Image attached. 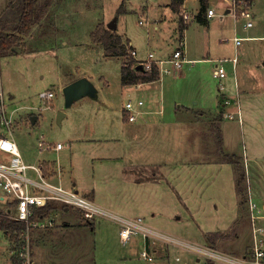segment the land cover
Wrapping results in <instances>:
<instances>
[{"label": "rangeland", "instance_id": "374dc122", "mask_svg": "<svg viewBox=\"0 0 264 264\" xmlns=\"http://www.w3.org/2000/svg\"><path fill=\"white\" fill-rule=\"evenodd\" d=\"M2 1L0 0V15L7 7V4L5 7L2 5ZM218 1L209 0L214 9H217L214 10L216 18L209 27L192 22L184 32L186 52L192 63L183 65V75L178 79H174L172 75L166 76L167 82L163 89L159 88V84L152 88L145 86L135 89L133 86L123 88L120 83V66L126 59L104 58L101 50L90 45L88 35L97 23L96 27L102 25L106 28L115 19L117 33L131 42L141 59L147 57L148 50L164 57L162 54L176 49L183 33L180 36L178 30L177 34L173 19H169L172 16L170 10H150L151 6L154 10L155 6L159 9V4L163 2L51 0L40 23L31 27L29 35L27 33L20 37L19 43L14 47L16 52L0 56L3 112L9 113L12 107H30L31 109L19 114L40 113V119L37 125L32 126L28 115L20 117L21 120L16 117V121L9 124L8 129L0 123V130L14 132L13 136L9 134L8 137L19 148L26 164L39 165L40 162L42 171L54 176L60 170L54 163L57 160L63 168L66 184L71 187V183L77 182L80 193L83 192L90 198L89 193L94 192L95 204L108 214L130 219L140 217L147 227L168 238L200 246H204L205 241L209 244L206 238L211 232L221 230L217 233L228 235V238L215 240L214 247L222 251L231 250L233 256L239 257L242 252L245 254L244 246L247 244V241L244 243V238L240 237L238 241L236 239L242 223L247 224L248 188H251L255 199L258 192L264 191V181L260 179L264 178V70L262 78L261 73L255 74L250 70L245 75L240 73V66H237L234 73L232 64L228 61L235 57H238L239 64L245 61L246 57L241 55V51L246 50L251 54L256 53L254 58L258 59V49L264 48L263 38L253 42L242 41L240 46L235 45L234 39L253 33L264 37V31L253 28L243 33L239 28L235 36V17L233 13L222 15L220 12L223 5ZM189 9L194 11V8ZM256 9L259 10V6ZM141 13L149 20L147 29L138 23V15ZM158 13L162 17L159 29L154 31L153 17L158 18ZM220 16L224 19L220 20ZM74 21H78L77 26L73 35V26L68 27L67 34L71 35L68 43L76 44L78 48L71 50L63 47L61 39L56 38L57 35L53 38V34L59 28L58 23L62 24L61 28L67 26L66 22L75 24ZM242 22L244 23L241 20L240 26ZM35 39L38 40L37 43L33 42ZM224 39L229 41L225 43ZM96 44L93 45L97 46ZM206 59L227 61L223 63L227 73V78L223 79L226 88L224 92H219L218 82L212 77L213 62H207ZM82 75L88 77L95 88L96 99L84 96L63 109L64 93L59 84L60 77L78 80L83 78ZM240 80L252 81L243 83L247 89L241 95L235 88V81H238L239 87L242 86ZM47 90L53 91L55 97L44 102L39 95ZM223 98L233 101L230 100L231 103L224 108L221 105ZM156 99L165 108L166 115L172 114L175 103L189 105L191 111L196 113L204 112L205 116L198 123L197 131L202 134L201 142L205 151L212 147L209 140L214 141L215 134L212 130L215 126L223 129V146L227 144L226 149L234 150L230 154L240 159L242 165L241 172L245 176L242 183L244 198L236 194L235 177H240V174L236 173L235 176L232 165L223 161L218 154V162L212 159L213 150L210 153H198V157H201L198 163L194 166H178L175 172L143 167L140 176L148 181L141 189L139 184L128 181L132 180V174L124 172L123 175L126 167L119 157V144L115 143L116 140L123 139V106L127 101H141L142 112L151 108L159 110L162 107L154 105ZM10 103H13L11 107L8 106ZM236 103L241 110L238 122L225 119L217 123L216 119L220 115L222 119L223 112L228 114ZM61 111L65 115L60 124H57V114ZM193 114L195 113H192V117ZM259 124L261 127H258ZM192 138L194 144L196 139L200 143L196 134ZM99 141L104 143H98ZM56 144L64 145L60 152L53 150ZM41 145L52 146V151L44 148L41 152ZM197 147L198 145L194 149ZM213 147L216 149L215 141ZM177 149L179 148H173ZM243 154L249 159L247 168L243 164ZM70 211L73 210L70 208ZM57 223V227L53 225L32 229L35 264H190L198 257V253L195 254L192 249H178L176 252L172 247L168 248V255L163 246L156 249L158 240L149 237L143 241L140 234L124 242L120 237V223L108 217L100 218L95 230L94 225H87L86 220ZM245 235L247 240L248 233ZM236 242L243 244L244 248L239 250V246L233 247ZM159 243L162 245L165 242ZM224 245L228 250L223 249ZM144 248L148 253L145 260L141 257ZM7 257L5 245L0 244V264H9ZM241 258L242 256L238 259ZM175 259L180 261L175 262ZM202 259V264H208L206 260L210 258Z\"/></svg>", "mask_w": 264, "mask_h": 264}, {"label": "crops", "instance_id": "0c3cea01", "mask_svg": "<svg viewBox=\"0 0 264 264\" xmlns=\"http://www.w3.org/2000/svg\"><path fill=\"white\" fill-rule=\"evenodd\" d=\"M161 1L163 2V4L162 3L159 4V7H160L159 9L156 8V6H155V10H154V7L151 6L150 10L153 11V12L159 11L160 9H161L162 12H164L163 11L164 9L165 10H167V9L170 10L172 16L169 19H173L174 24L176 25L175 29L177 31V34H178L179 23H180V19H181L182 14H184V13L187 14V16L189 18L187 23H184V21H183V23L185 25V28H184V30L182 32L183 33V38L182 39H180V38L178 39L179 43H178V46L176 47V49L179 48L180 43H182V46H183L182 47V51H183V54L185 55V61H184L183 65L190 64V63H192V61L188 59V54L186 52V36H185L184 32H185V30H187V28L190 26V24L192 22H195L197 24H202V25H205V26L209 27L210 24L212 23V20H214L216 18V13H215L214 10H217V9H214L212 2L209 3L207 8L212 9L214 11L215 15L213 17H207L206 16V11L207 10H206L205 13H203L202 16H201V18L204 19L205 22H201V21L199 22L198 21L199 19L197 17L200 14V8H201L200 0H184V3L182 4V7L180 9L179 15H177V14L172 12V10L170 8V1L169 0H161ZM218 2L223 5L222 6L223 10L220 13L222 15H225V16L229 15L231 13V1L230 0H219ZM256 2H257V0H253L252 6H251V10H252V8L254 10L252 12H253L254 17H255V25L253 26V28H255V29L258 28V31L263 29V31H264V0H259L257 3ZM7 3H8V0H3L2 1V5L4 7H5V5ZM256 4H259V5H257V6H259V10L256 9V7H257ZM196 5H197V7H196ZM190 7L194 8V11L192 9H189ZM159 13H158V15H159ZM138 17L140 19L139 22H138L139 25L144 27V29H147L148 24H149V20L144 18L142 13L139 14ZM161 17H162V15H159L158 18H156L155 16L153 17L154 18V25H155L153 27L154 31L159 29L158 25L160 23V18ZM223 19H224V17L220 16V20H223ZM240 21L241 20L235 18L234 29H233V34L235 36H237V33H238L237 31H239V28L242 29L243 33L245 31L249 30V29H245L243 22L241 24V26H242L241 27L240 26ZM77 22L78 21H74L75 24H72L73 22H66L67 26L66 27H61V28H60V26L62 24L58 23L57 27H59V28H57V30L54 32L53 38L57 35L58 37H56V38H60L61 39V45L63 44L62 45L63 47L69 48L71 50H76L78 48V45L69 44L68 43V40H69L68 37L71 36V35H68L67 31H69L68 27L72 25L73 26L72 35H73L74 32H75L76 26H77ZM114 22H115V25H116V20L115 19H114ZM109 24L110 23H108L107 25H109ZM96 25L94 26V28L96 27ZM107 25H106V28H107ZM63 28L66 29V31ZM94 28L91 30V32L94 31ZM253 28H251V29H253ZM114 31L117 33V25L115 26V30ZM29 33H28V35H29ZM90 33H89V35H90ZM89 35H88V39H89ZM118 35L120 36V38H122V41L125 44H127V46L129 48L131 47V49H135L130 44L131 42L129 40L123 38L121 36V34H118ZM237 37L243 38L241 40V42L242 41H252L253 42V40H255V39H262V38L264 39L263 36L256 35V33H253V35L237 36ZM89 40H90L89 41L90 45L92 47H95V48H98L99 50H101L102 56L104 58H111V57L104 56V51H103V48H102V46L100 44H96L97 46H95V45L92 44L91 39H89ZM31 41H33V40H31ZM33 42L37 43L38 40L36 41V39H35V41H33ZM221 42H223V41L221 40ZM241 42L238 44L239 46L241 45ZM238 45L236 44V46H238ZM175 50H170L167 54L166 53L162 54V55H164V57L159 56L155 52H153V53L156 54V59H158V60H166V58L170 57L171 53L174 52ZM15 52H16V50L14 49L13 53H15ZM257 52L259 53V58L258 59L254 58L256 53L251 54V52H249V50H246V51H241V55H244L246 57V60L241 62L240 64L238 63V57L237 58L235 57L232 60H229L228 62H230L232 64L234 73H236L237 66H240L239 67L240 73H243L245 75V72L250 70V71H252V73H255V74L261 73V77L260 78H262L263 70H264V48L262 50L258 49ZM148 53H149V50H148V52L146 54L147 57H148ZM135 55H136L135 59L137 61H143V60H145L147 58L146 57L144 59H141V57L137 53V50H136ZM112 58H119V57H112ZM218 60L219 59H217V60L206 59L205 60L207 62H210V61L213 62L214 66H213V68L211 70L212 71V75H213V72H214L213 71L214 67H215V65L217 63L216 61H218ZM225 62H227V61H225ZM166 67L168 69H170L169 73L163 74L161 76V78H159V80L153 81V82H148L146 84H136V85H131V86H133L135 89H140V88L145 87V86L152 88L153 86H156L155 84H159V86H160L159 88L163 89L165 87V85H166V82H167V80L165 79L166 76L172 75L173 77H175L174 79H178L179 76L183 72L182 71L183 66L180 69H178V70L172 69L170 67V65H168V64L165 65V68ZM60 75H62V74L60 73ZM235 75L236 74H234V77H235ZM82 76L84 78L88 79V77H86L85 75H82ZM62 77H63V75H62ZM62 77H60V79H59V84H60V87H62V89L66 85L76 81V79L75 80H72V79L70 80V78L66 79V78H62ZM225 78H227V76ZM120 79H121V77H120ZM240 81H241V85L242 86L239 87L238 86V81H235V86H236L235 88H236V91L238 90L240 95H241L242 92H244V89H247V88H245L243 86V83L252 82V81H249V80L248 81L247 80H240ZM131 86H122V87L123 88H128V87H131ZM47 91H51V90H47ZM51 92H53V91H51ZM54 95H55V93H54ZM96 95H97V92H96ZM227 98H229V97H227ZM229 100H232V99H229ZM240 100H241V96H240ZM229 103H231V102L229 101ZM12 105H13V103H10L8 106L11 107ZM154 105L157 107L158 105H161V103H160V101L158 99H156L154 101ZM161 107H162V105H161ZM173 107H174L173 108L174 110H173L171 115H168V114L166 115L164 107H162L159 110L157 108L155 109L153 107L154 109L151 108V109H149L147 111H144L142 113V115L139 116V119L137 121H133L132 123H127L126 122L125 113L123 112V109H122V117H123L124 121L121 122V126H122L121 132H122V137H123V139L125 141L123 139H122V141L121 140H116L115 143L119 144L118 145L120 147V156L119 157L125 163V167L126 168L122 172L123 175H124V172L126 174H128V173L130 175L132 174V177H131L132 180H128V179L127 180L128 181H132V182L134 181L135 183L139 184L141 186L140 189L148 181V180H146V179H144V178H142L140 176V173H141L140 170L143 167H145V169H150V170H151V168H157L158 170H160L162 172L163 171H166V172L174 171V170H177L176 168L178 166H181V167H186V165L187 166H191V165L194 166V164L198 163L200 158H201V157H198V153H204V152H207V153L209 152L210 153L211 150H213L211 153H213V155H214V158H212V159H215L218 162V157H216L217 156L216 149H214V147H213L214 146V141L213 140H209L210 144L212 145V147L210 149H208L207 151H205L204 148H203V142H201L202 134L198 133L199 130L197 131V128H199L198 123H200V121H202L201 119L205 116L204 112L202 111V113L201 112L200 113H196V111H191L189 105L183 106L180 103L179 104L175 103L173 105ZM226 107H224V108H226ZM28 109H31V108L30 107L29 108H26V107H18V108L14 107L13 108L12 107V108H10L9 113H6V119L10 121V124H13L16 121V117L17 118L19 117V119H20V117H24V116L26 117V115H28L30 124L32 126L37 125L38 121L40 119V116H39L40 113L36 114V113H29L28 112V113H25L24 115L19 114L22 111H25V110H28ZM39 112H41V111H39ZM192 113H195V114H193L194 115L193 117H196L195 119L192 117ZM229 113H232L233 115L231 117H229V116L226 115L227 113L223 112V116H222V119H221L220 123L222 122V120H225V119H229V120H233V121L235 120V121L238 122V119L240 118V115H241L240 106H237V103H236V106L232 107V110L229 111ZM32 116H36V120H35V122L33 124L31 123V117ZM23 123L25 124L24 121H23ZM258 127H261V125L259 124ZM195 131H197V132L194 133ZM220 131H221L222 141H223V139H225V137H223V129L220 128ZM124 133H126V135ZM9 134L11 136H13L14 132H12L11 130H6V129L5 130H0V137L4 136V135H9ZM194 134H196V136H198L200 143L197 142V139L195 141L196 144H194L192 142V141H194L193 138H192V136ZM211 138L213 139V135H212ZM91 142H94V141L91 140ZM98 143H104V142L99 141ZM107 143H109V142H106V144ZM196 145H198V147H197V149H194V147ZM46 146H49V145H45V146L41 145V147H40L41 152H43V150H44V148ZM62 146L64 147V145H62ZM226 146H227V144L225 146H223V150L225 149L226 152H229V154L232 151L234 153V150H228V149H226ZM50 147H52V146H50ZM63 147H62V149H63ZM173 148H179V149L173 150ZM183 148H185V150ZM45 150L52 151V149H50V148H48V149L45 148ZM53 150H54V148H53ZM61 150H54V151L55 152H60ZM196 152H197V155H194ZM180 155H181V158H180ZM204 158H205V156H203V159ZM243 158H244V160H243L244 163L243 164L247 168L249 159L247 158V155H244V154H243ZM0 159L1 160H6L7 159V155L0 153ZM22 160H23V157H22ZM23 162H24V160H23ZM54 163H55L56 167L60 168V170L57 171V175L51 176L50 178L52 179V181L59 182L62 185H64L65 187H70L64 181L65 178L63 177V168L61 167V165L58 163L57 160ZM38 164L40 165V162ZM30 165H36V164H30ZM145 173H146V171H145ZM171 177H172V175H170V178ZM248 179H249V176H248ZM260 179L262 181H264L263 177H261ZM171 180H172V178H171ZM172 181L174 182V179ZM249 183H250V181H249ZM71 184H72L71 187H73L80 195H83L84 197L89 198L91 201L94 202V198H93L94 192L89 193L90 196H91V198H90L85 193H83V192L80 193V191L78 190V187H77V182L71 183ZM122 184H125V183H122ZM258 193H259L258 197L255 196L256 199H258V201H257L255 198H253L254 195L251 193V188L249 187L248 188V192H247V199L249 197V199H252L253 201L255 200L254 201L255 203H258V202L260 204L264 203V191L258 192ZM0 195H1V193H0ZM0 204H1L0 205V213H3L7 209V206H5L4 203H3L4 204L3 205L1 201H0ZM54 205H55V208H53L49 213H47L46 216H42V217H44L43 221H41L42 223L43 222L44 223H48V222L51 223V225H47V226H51L52 227L54 225V226L57 227V225H58L57 222L82 221V220H84L83 216H81L78 211L72 209L74 211L73 212V211H70V208H67L65 206L62 207L59 204H54ZM247 218H248V216H247ZM87 225H89V226L90 225H94L93 228L95 230L96 222L95 223H90V224L87 223ZM224 228H223V230H224ZM239 229H240V231H239V233L237 235V239L236 240L238 241L240 239V237H241V238H244V243H246V241H247L246 246H244L246 248V251L244 253L247 254L246 252H248L251 249L250 246L252 245V243H251L252 242L251 241V229H250V224L248 222V219H247V224L246 223H244V224L242 223V225H241V227ZM218 231H221V230H218ZM218 231H214V232H218ZM246 232L248 233L247 240H246V235H245ZM207 233H209V232H206V234ZM204 241H205V237H204ZM146 243H148V242L146 241ZM189 243L193 244L194 246L202 247V248H205V249H206V247L210 248V249H214V250L218 251L222 256H226V257L233 258V259H238L241 256H245V254H242L243 252L239 255V257L233 256L231 254V250H228L225 247V245H224L223 249L226 248V250H228V251H222V250H220L218 248H215L213 244H210V243L208 244V243H206V241H205L204 246H200V245L192 243V242H189ZM236 245H237V247L239 246V250H242L244 248L243 244L241 245L240 242H236V244H234L233 247H235ZM161 246H163V249L166 250V253L168 255L170 254V250L168 249L169 247L170 248L172 247V249H175L176 252L179 251L178 249H180V250L184 249V248H179L178 246H174L172 244H171V246H169V244H166V245L162 244L161 245L159 242L156 243V245H155L156 249H158ZM194 251H195V254L198 253L196 250H194ZM197 255H198V257H196V259L193 262H191L190 264H202V260H203L202 258H205V257H203L199 253ZM163 256H165V254ZM175 260H176L175 262H179L180 261V259H178V260L175 259ZM206 261L208 262V264H227V262L225 260L222 261V260H216V259H211V260L207 259ZM181 264H185V263L183 262Z\"/></svg>", "mask_w": 264, "mask_h": 264}, {"label": "built area", "instance_id": "2783aa9c", "mask_svg": "<svg viewBox=\"0 0 264 264\" xmlns=\"http://www.w3.org/2000/svg\"><path fill=\"white\" fill-rule=\"evenodd\" d=\"M231 13L233 17L244 21L245 29H251L255 25V17L251 10L252 3L247 1L230 0ZM215 15L212 9H207L206 16L213 17ZM184 23L188 22L187 14H182ZM243 38L236 37L234 39L235 45L239 44ZM225 42L229 40L225 39ZM182 43L179 48L171 53V56L166 60H158L156 56L149 52L148 57L143 61L135 59L136 51L130 49L128 52L129 58L135 59L136 67L140 65L144 72H148L153 68L157 69L160 77L163 74L169 73L170 69L165 65L168 64L172 69L178 70L183 66L185 55L182 51ZM127 61V58H125ZM226 60H219L213 72V79L218 84L219 92L226 90L223 79L227 76L224 70L223 63ZM54 93L51 91H43L39 95L40 100L48 102L54 98ZM222 106H228L229 99L223 98ZM143 102L141 101H127L123 106L125 119L127 123L136 121L142 115ZM0 123L7 129L10 121L6 119V113L3 112V97L0 93ZM233 114L229 113L227 116L231 117ZM4 135L0 137V153L7 155L6 160H0V201L7 206L3 214L10 220H14L24 224V228L20 231L13 229L10 232L0 229V244L5 245V251L8 253L7 262L9 264H35L34 253L32 250V235L31 231L34 228H46L51 225L50 222L42 223L44 217L36 215V210L45 207L47 204H59L62 207L76 210L83 216L87 223H95L102 217H108L113 221L120 223V237L124 242L129 241L132 237L140 234L145 238H155L159 242L172 244L179 248L196 250L203 257L226 261L228 264H264V203L257 204L252 199L248 198L247 210L248 222L251 229V249L241 259H233L222 256L218 251L210 248H202L194 246L191 243L180 241L174 238H168L165 235L158 233L147 227L142 218L134 219L125 218L122 216L110 215L106 210L97 206L89 198L80 195L73 187H65L59 182L52 181L51 176L42 171L40 165L25 164L22 160L19 148L15 142ZM62 145L56 144L54 150H61ZM46 149L52 147L46 146ZM141 257L145 260L148 257L146 249H142Z\"/></svg>", "mask_w": 264, "mask_h": 264}, {"label": "trees", "instance_id": "16d2710c", "mask_svg": "<svg viewBox=\"0 0 264 264\" xmlns=\"http://www.w3.org/2000/svg\"><path fill=\"white\" fill-rule=\"evenodd\" d=\"M50 1L51 0H9L5 11L0 15V56H6L8 53H13L15 49L14 47L19 43L20 37L27 34L32 26L40 23L47 8L50 6ZM169 1L172 12L179 15L184 0ZM239 1L241 0H236V2ZM243 1H247L250 3L253 2V0ZM200 4V14L197 18L199 19V22H205L204 19L201 18V16L207 10L209 0H200ZM120 11L121 8L118 9V12ZM184 28L185 25L183 23V18H181L179 23L180 36L182 35ZM89 39H91V42L93 44L97 43L102 46L104 56L111 58H127V61H123L120 67V82L122 86L146 84L148 82L159 80L160 74L157 69L153 67L148 72H144L143 70L137 69L135 70V68H133V65L135 64V59L131 57L129 58L128 55V52L131 47L129 48L115 31H110L102 25H98L94 29V31L90 33ZM217 119L216 122H220L221 115ZM212 132H214L215 134L214 141L216 143L217 154L223 161L232 165L235 176L236 173L240 174V177H235L236 194L239 197L244 198V190L242 183L245 181V176L243 172H241L242 165L240 163V159H237L233 154H228L224 152L220 127L215 126V129H213ZM53 208H55V205L50 203L47 204L45 207L37 209L35 214H38L40 216H46V214L49 213ZM23 228V223L10 220L3 213H0V229H4L10 232L13 229H17L20 231ZM224 238H228V235H223L217 232H211L206 240L210 244L214 245L215 240Z\"/></svg>", "mask_w": 264, "mask_h": 264}, {"label": "water", "instance_id": "95a60500", "mask_svg": "<svg viewBox=\"0 0 264 264\" xmlns=\"http://www.w3.org/2000/svg\"><path fill=\"white\" fill-rule=\"evenodd\" d=\"M115 22L111 21L109 25H107L108 30H115ZM137 70H142V67L138 65L136 67ZM62 92L64 93V105L63 109L68 108L74 101L78 100V98L89 96L93 99L96 98L95 88L92 86L91 82L87 78H79L78 80L66 85ZM64 112L61 111L57 114L56 122L60 124L61 119L64 117ZM36 120V116L31 117V123L33 124Z\"/></svg>", "mask_w": 264, "mask_h": 264}]
</instances>
